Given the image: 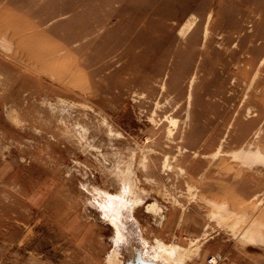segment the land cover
<instances>
[{"label": "rangeland", "instance_id": "374dc122", "mask_svg": "<svg viewBox=\"0 0 264 264\" xmlns=\"http://www.w3.org/2000/svg\"><path fill=\"white\" fill-rule=\"evenodd\" d=\"M156 239L264 264V0H0V264Z\"/></svg>", "mask_w": 264, "mask_h": 264}, {"label": "bare ground", "instance_id": "6f19581e", "mask_svg": "<svg viewBox=\"0 0 264 264\" xmlns=\"http://www.w3.org/2000/svg\"><path fill=\"white\" fill-rule=\"evenodd\" d=\"M26 64H27V62H26ZM170 123L173 126V125H175L176 121L175 120H170ZM167 133H168L169 136L172 135L173 134L172 128L171 129L169 128ZM143 160L145 161V157H144ZM144 161H142V165L143 166L145 164ZM164 167H168V164L166 162L164 163ZM141 204H142L141 201H138L135 204V207H138ZM146 209L148 210V212H153L155 215H157L159 213V211L161 210L159 208V206H157L155 203L148 204L146 206ZM217 215H219V214H217ZM111 225L116 229L117 236L119 238L121 236V234H122L121 229L116 225V222L114 220L111 221ZM254 232H255V230H254ZM246 233H248V232H245V234ZM248 234H247V239H245V240H249L250 242H253L254 239H255V236L253 234H250V233H248ZM155 244H156L157 248L155 250L154 256L152 258L150 257L151 259H148V260H146L147 258H145V259L142 258L144 261H147V263H144V264H183L184 261L189 259L192 254H196V253L198 254V252L200 250V245H199L200 243L194 244L191 248H184V247H182L180 245H176V244L173 245V248H169L168 246H166L165 244H163L162 242H160L159 240L156 239L155 240ZM113 253L114 254H112L108 258L109 264H113L114 261L117 262L116 261L117 252H113ZM137 253H139L141 255V257L144 256L142 251H140V250ZM174 253L176 254V258H174L170 262H168L167 258L171 254H174ZM213 261L215 263V260H213ZM118 264H120V262H118Z\"/></svg>", "mask_w": 264, "mask_h": 264}, {"label": "water", "instance_id": "95a60500", "mask_svg": "<svg viewBox=\"0 0 264 264\" xmlns=\"http://www.w3.org/2000/svg\"><path fill=\"white\" fill-rule=\"evenodd\" d=\"M138 254V262L136 263V264H144V263H147V261H144L143 259H142V257H141V255L139 254V253H137Z\"/></svg>", "mask_w": 264, "mask_h": 264}]
</instances>
